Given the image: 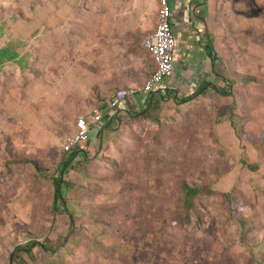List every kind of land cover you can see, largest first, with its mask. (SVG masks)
Instances as JSON below:
<instances>
[{"label":"rangeland","instance_id":"374dc122","mask_svg":"<svg viewBox=\"0 0 264 264\" xmlns=\"http://www.w3.org/2000/svg\"><path fill=\"white\" fill-rule=\"evenodd\" d=\"M19 2L12 0V9L20 17ZM254 45L252 64H260L261 45ZM253 72L251 111L242 95L249 79L236 78L240 100L225 146L215 134L213 110L158 104L122 131L131 134L128 141L117 139L112 119V130L99 136L103 144L114 138L113 150L103 157L89 153V162L73 152L65 167L70 153H62L61 142L74 121L61 139L22 145L15 127L36 117L15 115L11 131L1 93L0 264H11V252L26 239L33 243L29 258L22 254L25 264H264V92L260 72ZM15 76L7 80L8 93L20 101L24 80L21 72ZM57 177L61 201L52 210ZM181 185L199 189L188 205Z\"/></svg>","mask_w":264,"mask_h":264},{"label":"crops","instance_id":"0c3cea01","mask_svg":"<svg viewBox=\"0 0 264 264\" xmlns=\"http://www.w3.org/2000/svg\"><path fill=\"white\" fill-rule=\"evenodd\" d=\"M28 1L18 3L19 17L12 0H0L5 125L14 131L9 121L15 115L24 117L26 111L37 121L15 127L22 145L61 139V130L75 117L97 111L100 120L91 128L84 149L71 150L89 162V153L97 151L103 157L113 150L114 138L103 144L99 136L103 129H111L112 119L119 129L117 139L128 141L131 134L122 131L146 120L144 113L156 103L162 108L196 104L213 110V119L219 120L215 134L225 146L232 139L231 120L236 114L232 110L240 100L236 78L249 79L242 94L248 110L254 101L249 82L255 77L253 67L260 72L264 92V0H166L173 64L164 80L146 94L136 91L154 64L142 40L156 26L158 0H33L31 5ZM258 43L260 64H252L253 45ZM18 46L20 53L15 51ZM20 72L24 81L16 101L8 93L7 80ZM118 90L135 92L108 108L109 98Z\"/></svg>","mask_w":264,"mask_h":264},{"label":"built area","instance_id":"2783aa9c","mask_svg":"<svg viewBox=\"0 0 264 264\" xmlns=\"http://www.w3.org/2000/svg\"><path fill=\"white\" fill-rule=\"evenodd\" d=\"M156 26L152 33L142 40V47L153 61L154 69L150 77L136 92L149 93L159 85L171 71L173 59V36L168 23L169 7L166 0H158ZM133 90L115 91L107 102L108 108L116 107L124 98L132 95ZM100 120V113L94 111L88 116H78L74 120L73 132L64 137L61 142L62 152L71 150H83L89 139L90 130Z\"/></svg>","mask_w":264,"mask_h":264},{"label":"trees","instance_id":"16d2710c","mask_svg":"<svg viewBox=\"0 0 264 264\" xmlns=\"http://www.w3.org/2000/svg\"><path fill=\"white\" fill-rule=\"evenodd\" d=\"M156 106H157L156 103L151 104V109H155ZM62 153H64V152H62ZM68 153H70L69 158L62 164L63 167H65L67 165V163L71 160V156H72L73 152L70 151ZM23 163L25 165H29L33 172L35 170L41 172L34 161L23 160ZM248 169L251 170V167H249ZM46 178H48V176ZM60 184H61L60 178L57 177V179H52V195H51V197H52V200H51L52 210L54 209V205L56 204L57 200L61 201ZM181 191L183 194L184 205H188L190 199L195 197L199 193V189L197 187L190 188L186 185H181ZM67 216H69V215H67ZM69 218H71V217L69 216ZM32 243H33L32 240L26 239V241L23 245L16 247L14 250H17V251L15 253H14V251H12L10 254L11 264H25L24 261H22V259H21L22 254L24 252V254L29 258L30 252H31V249H29V247ZM45 248H46L45 250H49L47 247H45ZM49 251H51V250H49ZM7 263H8V261H7Z\"/></svg>","mask_w":264,"mask_h":264},{"label":"water","instance_id":"95a60500","mask_svg":"<svg viewBox=\"0 0 264 264\" xmlns=\"http://www.w3.org/2000/svg\"><path fill=\"white\" fill-rule=\"evenodd\" d=\"M40 247H41V245H40ZM9 263H10V256H9Z\"/></svg>","mask_w":264,"mask_h":264}]
</instances>
